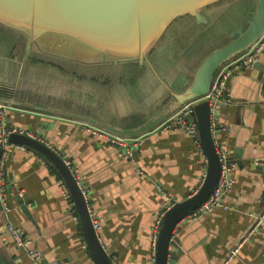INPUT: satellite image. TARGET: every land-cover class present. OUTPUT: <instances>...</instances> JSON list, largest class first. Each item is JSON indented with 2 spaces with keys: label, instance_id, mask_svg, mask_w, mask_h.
<instances>
[{
  "label": "crops",
  "instance_id": "obj_1",
  "mask_svg": "<svg viewBox=\"0 0 264 264\" xmlns=\"http://www.w3.org/2000/svg\"><path fill=\"white\" fill-rule=\"evenodd\" d=\"M196 55L182 58L173 72L164 61L161 68L171 79H161L151 68L144 73L141 69L133 80L123 74L115 83L103 81L98 98L85 95L76 101L84 102L80 105L103 122L136 126L128 125L133 117L143 121L154 115L171 91L185 87L203 58ZM3 67L0 65L2 72ZM0 83H6L5 76H0ZM8 95L0 89V96ZM221 97L222 132L217 138L232 161L233 185L220 207L199 217L190 213L178 223L174 232L180 236L176 264H264V219L257 225L264 211V165L260 163L264 162V50L252 68L231 74ZM21 103L5 108L7 125L42 132L44 140L71 162L100 218V240L114 261L153 264L154 221L167 202L160 188L175 201L196 191L207 167L197 142L182 129L154 128L132 144L133 156L125 157L119 145L90 133L79 121L25 108ZM20 109L26 110L24 114ZM13 147L4 165V192L10 210L0 216V227L5 229L7 222L19 226L54 264H95L56 170L30 148ZM4 235L6 240L0 236V245L13 260L36 264Z\"/></svg>",
  "mask_w": 264,
  "mask_h": 264
},
{
  "label": "water",
  "instance_id": "obj_2",
  "mask_svg": "<svg viewBox=\"0 0 264 264\" xmlns=\"http://www.w3.org/2000/svg\"><path fill=\"white\" fill-rule=\"evenodd\" d=\"M222 1L226 0H0V65L4 66L0 76L6 78V83H0V89L9 93L0 96V103H9L13 92L23 91L28 95L83 104L76 101L77 97H67L68 93L84 92V96L98 98L102 82L108 79L115 83L132 64L140 66L143 73L151 68L161 79H171L161 64L166 61L173 72L182 58H189L198 50L186 53L189 45V41L185 42L186 36L192 38L193 29L205 30L203 25L210 17L206 11ZM229 6L231 3L225 5V9ZM187 28L190 30L185 31ZM263 33L264 0H257L255 10L247 14V26L235 28L229 42L210 50L195 67L185 87L171 91L168 101L136 126H113L94 114L44 108L28 100L21 103L25 108L44 109L48 114L72 118L123 137H141L185 103L198 101L188 118L196 124L199 144L207 158L206 175L195 192L177 200L164 214L155 240L153 264L177 263L180 236H174V232L178 223L200 206L217 185L222 169L220 153L227 156L228 165L232 163L223 142L217 138L222 132L223 97H219L213 108L203 97L210 91L217 71L247 51ZM171 41L177 42L174 49L168 47ZM211 41L204 40L201 46ZM165 45L167 49L163 52ZM158 46L154 60L152 54ZM3 59L6 63L1 62ZM31 77L41 81L35 82L29 79ZM23 82L58 85L64 89L59 94L67 95H50L25 87ZM35 134L11 133L9 143L30 148L56 170L78 215L93 262L117 264L93 226L88 206L92 201H87L82 194L74 170L44 140L42 132ZM110 143L118 145L111 140ZM1 152L0 144V155ZM17 197L24 203L23 198ZM0 264H21V259L13 260L0 245Z\"/></svg>",
  "mask_w": 264,
  "mask_h": 264
},
{
  "label": "built area",
  "instance_id": "obj_3",
  "mask_svg": "<svg viewBox=\"0 0 264 264\" xmlns=\"http://www.w3.org/2000/svg\"><path fill=\"white\" fill-rule=\"evenodd\" d=\"M264 50V33L262 36L245 52L234 57L228 63H225L216 73L212 87L210 91L203 97V99H208L210 101V105L213 108L215 102L221 96V92L223 88L226 87L227 81L229 80L231 74H233L236 70H242L247 68H252L258 58V54H260ZM197 100L189 101L185 103L180 109H178L175 113H173L170 117L163 120L156 128L163 129H182L187 134H189L200 146L198 140V132L196 128V124L188 118V115L193 111V106L197 103ZM16 106L11 105L10 103H0V144L2 147V152L0 155V216L7 215L10 210V206L7 202V196L4 192L5 190V170L4 165L6 158L10 151L14 148V145H17L19 148H25V146L20 144H11L9 143V135L14 132L26 133L28 135L35 136L36 134L22 129L18 127L8 126L4 119V110L5 108H15ZM22 114L26 110L20 109ZM80 122V121H79ZM85 128L92 134L98 135L100 137L106 138L117 143L124 151L125 157L133 156L132 144H136L139 137H123L118 134L109 132L103 128L80 122ZM220 158L222 160V169L221 176L218 180L217 185L209 195V197L195 210L191 213L197 217L212 212L215 208L220 207L223 204L224 196L230 191L233 185V179L230 175V171L232 168V164H227V156L220 153ZM68 166L74 170V176L77 180L79 187L82 190V194L85 196L86 200H89L88 190L86 189L81 176L78 171L75 170L69 160H66ZM264 165V162H260ZM206 172L203 175L202 182L205 178ZM201 182V183H202ZM66 190V189H65ZM160 190L166 195L167 202L164 205L163 210L160 211L158 216L154 221L153 226V235H154V246L155 240L157 237L158 230L160 228V224L162 218L166 211L176 202L175 199H171L170 194L164 192L163 188ZM67 193V191H66ZM68 194V193H67ZM69 196V195H68ZM89 211L92 218V223L94 228L99 231L101 229V222L98 214L93 209L92 205L88 204ZM264 219V211L261 213L257 225L260 221ZM5 234L9 235L14 242V244L20 248H23L27 254L34 260L36 264H54V262H49L46 260L44 254L40 249H38L35 244L33 238L27 234L23 229L19 226L15 225L12 222H7L6 228L0 227V236L2 239H5ZM236 250L232 253L234 254Z\"/></svg>",
  "mask_w": 264,
  "mask_h": 264
},
{
  "label": "rangeland",
  "instance_id": "obj_4",
  "mask_svg": "<svg viewBox=\"0 0 264 264\" xmlns=\"http://www.w3.org/2000/svg\"><path fill=\"white\" fill-rule=\"evenodd\" d=\"M229 4L231 3V6H229L227 9H225V5L227 4H222L221 2L216 3L215 6H210L206 13L210 15L209 21L207 23H204L203 26H205V30L203 28L200 29H193L191 30L192 38L189 36H186V41H189V45L186 53L187 52H192L196 48H198L197 55L195 57H204L206 54L210 52V49L212 50L214 47H219L231 40V32L239 27L244 25L245 27L247 26V14L249 12H253L255 10V5L257 3V0H229L227 1ZM227 10V11H226ZM208 24V25H207ZM185 26V25H184ZM190 30L187 28L185 31ZM202 31V32H201ZM195 33V35H194ZM184 34H187L184 32ZM211 39L212 41L205 45L201 46L204 43V40ZM177 42L176 41H171L169 43V48L174 49L176 47ZM186 46V47H187ZM167 45H165L163 48V52H166ZM213 47V48H212ZM160 47L158 46L155 49V52H153L152 57L154 60L157 58L158 53L156 51ZM178 50V49H175ZM180 51V50H178ZM178 76H175V79ZM35 82H40V79H35L34 77L29 78ZM30 81V80H29ZM30 83L27 84L23 82V86L28 87V88H37L40 90V92H48V94H57V95H67V94H59V92H64V89L60 88V86L55 85V86H48V85H41L39 83ZM47 84V83H46ZM83 91V89H81ZM51 92V93H50ZM84 92L81 94H78L77 92H69L67 97H71L74 99V97L77 98H84ZM42 98V97H41ZM46 100V98H45Z\"/></svg>",
  "mask_w": 264,
  "mask_h": 264
},
{
  "label": "trees",
  "instance_id": "obj_5",
  "mask_svg": "<svg viewBox=\"0 0 264 264\" xmlns=\"http://www.w3.org/2000/svg\"><path fill=\"white\" fill-rule=\"evenodd\" d=\"M227 1L229 0H226V1H222L221 3L222 4H226L228 3ZM215 6V5H214ZM35 61V60H34ZM137 66L135 67V69H132L130 71V67H128V69L126 68V70L124 71V77L125 79H131L133 80L135 77L139 76L142 72V68L136 64H132V66ZM12 97L16 100L12 101V102H9L10 104H13V103H21L19 102V100H28V101H31V102H39L40 104L42 105H46V106H50V107H55V108H66V109H73V110H76V111H80V112H84V113H91V110L88 109L85 105H80L78 103H74V102H68V101H65V100H60V99H56V98H52V97H47L46 100L45 98H41V97H38V96H31V97H27L23 92H14V94H12ZM141 117L139 116H136V117H133L131 122L128 123V125H137L138 123H141Z\"/></svg>",
  "mask_w": 264,
  "mask_h": 264
},
{
  "label": "flooded vegetation",
  "instance_id": "obj_6",
  "mask_svg": "<svg viewBox=\"0 0 264 264\" xmlns=\"http://www.w3.org/2000/svg\"><path fill=\"white\" fill-rule=\"evenodd\" d=\"M135 67H137V66H134V65H133L132 67L130 66V71H131L132 69H135Z\"/></svg>",
  "mask_w": 264,
  "mask_h": 264
}]
</instances>
